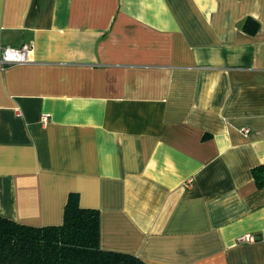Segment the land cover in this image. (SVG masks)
I'll list each match as a JSON object with an SVG mask.
<instances>
[{
    "label": "crops",
    "instance_id": "1",
    "mask_svg": "<svg viewBox=\"0 0 264 264\" xmlns=\"http://www.w3.org/2000/svg\"><path fill=\"white\" fill-rule=\"evenodd\" d=\"M24 43L0 67L1 216L57 225L74 192L104 250L264 264V0H0V46Z\"/></svg>",
    "mask_w": 264,
    "mask_h": 264
},
{
    "label": "trees",
    "instance_id": "2",
    "mask_svg": "<svg viewBox=\"0 0 264 264\" xmlns=\"http://www.w3.org/2000/svg\"><path fill=\"white\" fill-rule=\"evenodd\" d=\"M242 27L255 33L258 23L246 19ZM251 172L256 186H264V163ZM78 199L68 194L57 225L33 226L0 215V264H144L133 254L102 249L99 212L79 206Z\"/></svg>",
    "mask_w": 264,
    "mask_h": 264
},
{
    "label": "built area",
    "instance_id": "3",
    "mask_svg": "<svg viewBox=\"0 0 264 264\" xmlns=\"http://www.w3.org/2000/svg\"><path fill=\"white\" fill-rule=\"evenodd\" d=\"M32 50L30 43H24L19 47L13 48L9 46H0V67H5L13 64H23L29 61V55ZM43 120H46V116H43ZM244 133L249 132V128H242ZM241 241L252 242L256 240V236L246 233L239 238Z\"/></svg>",
    "mask_w": 264,
    "mask_h": 264
}]
</instances>
